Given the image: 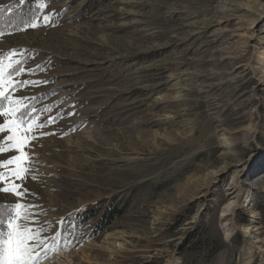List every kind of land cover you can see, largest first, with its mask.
Masks as SVG:
<instances>
[{"label": "rangeland", "instance_id": "374dc122", "mask_svg": "<svg viewBox=\"0 0 264 264\" xmlns=\"http://www.w3.org/2000/svg\"><path fill=\"white\" fill-rule=\"evenodd\" d=\"M242 3L253 12L234 10ZM19 5L0 0V14ZM38 10L52 21L0 32V56L7 63L11 49H25L24 67L44 69L16 78L48 83L14 96L35 97L23 103L40 109L36 123L57 119L33 133L29 193L0 191V214L37 205L26 226L51 222L44 235L60 229L74 241L39 264H264V0H43ZM235 68L245 74L233 81ZM237 168L246 169L251 212H223ZM116 203L122 213L97 236V218L75 221L86 207ZM8 216L0 215V235ZM248 224L251 253L241 232Z\"/></svg>", "mask_w": 264, "mask_h": 264}, {"label": "snow or ice", "instance_id": "6c2138e0", "mask_svg": "<svg viewBox=\"0 0 264 264\" xmlns=\"http://www.w3.org/2000/svg\"><path fill=\"white\" fill-rule=\"evenodd\" d=\"M20 4H24L25 0H18ZM11 11V9H9ZM53 13H48L40 18V12L34 14L32 22L25 27L36 28L41 24H49L52 21ZM24 30V29H22ZM19 57L17 59L16 57ZM29 59L25 49H11L8 54V62L5 63L3 56H0V116L8 117L3 124H0V133L5 129L9 133L0 140V154L14 151L10 159L0 160V191L4 193L14 194L15 197L22 199L29 190L23 186L24 181L29 178L33 170V155L27 149L31 142L38 138L33 133L37 129H42L47 125L56 122V116H49L42 123H36L34 117L40 109L32 108L31 103L25 104L24 100L35 99V97L16 98L14 93L18 89L27 87L28 85H37L48 83V81L24 79L20 80L16 77L25 73L31 75L38 71H43L39 65L32 68L24 67ZM50 111L49 108L45 109ZM69 113L68 115H73ZM32 121V123H29ZM25 125H27L25 127ZM74 130V129H70ZM54 132H39V136L55 135ZM6 166V170H5ZM31 179H37V176L31 175ZM8 185V186H4ZM37 205H28L16 203L14 210L7 218V231L0 235V264H39V260L46 256L49 251L55 252L60 248L71 246L74 241L66 238L62 230L58 229L53 235L46 236L44 233L48 230L51 222H45L39 227L26 226L25 220L29 217L39 215L35 211H27L36 209ZM25 210L23 212L19 210ZM64 218H60L59 224H63ZM36 223L35 219L31 224Z\"/></svg>", "mask_w": 264, "mask_h": 264}, {"label": "bare ground", "instance_id": "6f19581e", "mask_svg": "<svg viewBox=\"0 0 264 264\" xmlns=\"http://www.w3.org/2000/svg\"><path fill=\"white\" fill-rule=\"evenodd\" d=\"M240 3V2H239ZM236 6V5H235ZM229 7V6H227ZM230 8V7H229ZM233 8V6L231 7ZM230 8V9H231ZM228 9V8H227ZM243 10V11H246L247 13L248 12H253L252 11V6L251 5H247V4H239L236 6V8H234V10ZM222 10V9H221ZM232 10V9H231ZM232 12V11H231ZM224 13V12H223ZM230 13V11H229ZM245 13V12H244ZM231 14V13H230ZM235 15V13L233 14ZM225 16V15H224ZM250 16V15H249ZM232 17V15H231ZM239 17V16H237ZM235 16V18H237ZM241 17V16H240ZM230 18V17H228ZM249 18V17H248ZM238 19V18H237ZM240 20V19H239ZM243 20V19H241ZM245 20V19H244ZM252 21V20H251ZM217 24L220 23V21H216ZM238 22V21H237ZM242 23V22H241ZM256 20L255 21H252V22H246L245 25L243 26V33L246 34L247 33V36L252 37L254 36V34L256 33V25L258 23H256ZM260 26V29H259V32H261L260 34V38H264V23H263V26L259 25ZM258 29V28H257ZM242 31V30H241ZM255 32V33H254ZM263 35V36H262ZM254 48V55H256V50L260 49H256L257 46L254 44L252 46ZM264 57V56H263ZM262 57V59H263ZM264 60V59H263ZM239 68V67H238ZM234 74L233 76H231V79L233 81H236V79L238 78H241L245 73L242 72L240 69H234ZM227 74V73H226ZM201 77V76H200ZM243 78V77H242ZM257 80L258 81H261L263 82L264 81V65H263V71L257 76ZM230 81V80H229ZM201 83V82H200ZM204 85V84H202ZM239 116V115H238ZM222 130V129H221ZM236 130V129H234ZM227 132V131H226ZM230 136H231V132H227V135L224 136V137H221L222 141L224 143H228V140L230 139ZM246 171V169L244 168H237L234 170V173L232 174L231 176V180H230V183L229 185L227 186V189L228 192H226L229 196H230V200L225 204V206L223 207V212L224 211H227L229 209L232 210V207L237 205L238 207L242 208V209H245L246 211L248 212H251V209L250 207H248L247 205V199H248V195H247V192H245V190L243 189V184H242V180L240 179V177L242 176V172L244 173ZM216 175V174H215ZM261 177L264 178V174L261 175ZM259 180V179H258ZM253 228V227H252ZM241 232L244 234L243 236L245 237V247H246V250L248 252H252V250H254L256 248V244L255 242L257 241V239H255V237L253 236V233L251 232V225L248 224V225H245L241 228ZM261 242V241H260ZM94 245V244H93ZM106 245V244H105ZM102 246V245H101ZM106 250H108V252H112L113 249L112 248H108V247H104ZM67 261V260H66ZM69 261V260H68ZM57 262H55V258H49V259H46L44 260L43 262H41L40 264H56ZM58 264V263H57ZM59 264H64V263H60ZM65 264H70V261L68 263H65ZM90 264V262H89ZM92 264H95V263H92Z\"/></svg>", "mask_w": 264, "mask_h": 264}, {"label": "trees", "instance_id": "16d2710c", "mask_svg": "<svg viewBox=\"0 0 264 264\" xmlns=\"http://www.w3.org/2000/svg\"><path fill=\"white\" fill-rule=\"evenodd\" d=\"M42 2L43 0H25L24 4L16 7L6 16L0 14V32L8 31L10 29H20L28 25L32 21L35 11L39 9ZM7 9L8 8H6V10ZM122 211L123 208L119 207L117 203L110 205L104 210H102V207L100 206L94 208L86 207L81 213H77L78 218L76 217L75 221H78L80 217H83L81 222L86 223L97 218V221L92 227L94 235L97 236L103 233L104 229L116 219ZM10 212L11 210L9 206L3 207L0 214L1 218H5Z\"/></svg>", "mask_w": 264, "mask_h": 264}]
</instances>
